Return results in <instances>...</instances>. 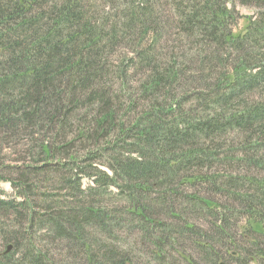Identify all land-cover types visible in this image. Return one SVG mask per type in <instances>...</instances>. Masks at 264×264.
Listing matches in <instances>:
<instances>
[{
	"label": "trees",
	"instance_id": "1",
	"mask_svg": "<svg viewBox=\"0 0 264 264\" xmlns=\"http://www.w3.org/2000/svg\"><path fill=\"white\" fill-rule=\"evenodd\" d=\"M6 151L0 264H137L115 227L150 239V264L189 243L221 264L225 242L264 261V0H0Z\"/></svg>",
	"mask_w": 264,
	"mask_h": 264
},
{
	"label": "rangeland",
	"instance_id": "2",
	"mask_svg": "<svg viewBox=\"0 0 264 264\" xmlns=\"http://www.w3.org/2000/svg\"><path fill=\"white\" fill-rule=\"evenodd\" d=\"M232 9L233 7L231 6V4L229 5ZM167 9V8H166ZM236 14H237V20L238 23H240L239 28H241L242 26L244 27L246 24V21L250 18L253 19V21L255 20V13L247 8H242V7H237L236 8ZM174 13H172L173 16ZM234 31L236 30V27H233ZM173 36V35H172ZM175 37V36H174ZM7 151H9L8 149H6ZM4 152L2 154V156L0 157V160L6 164H16V157L10 156L8 153ZM97 168L100 171L109 173V175H111L110 171L107 169L108 167H106L105 165H102L101 163L96 164ZM0 178L2 177H8L10 178V176L4 174L1 170H0ZM84 179H81L82 182H84V185H90L91 182V178L87 175H83L80 176ZM93 179V178H92ZM111 191L115 190V188H110ZM189 191V189H188ZM188 193L189 192H185ZM192 193V192H191ZM117 194V193H116ZM15 196V192L13 187L11 186V184L9 183V180H1L0 179V197L2 198H14ZM152 198H156L155 195L151 196ZM104 205L113 212H116V216H122L124 214V210L123 207L127 204V200H122L118 197H116L114 195V197H106L103 200ZM126 220H128L127 218H125ZM169 223V222H168ZM175 223V221H171L169 224ZM200 223L205 224V229L208 230L209 225H208V221L207 219H204L203 217H200ZM243 223H241L238 227H241ZM113 232V237L115 238L116 241L114 240H110V243L112 244V249H116L120 251H124L125 253H128L130 255V257L133 259V261H135L137 264H150L148 262V258L151 252H153L155 250V247L150 244V239L148 240L144 233L140 230V229H135V231L129 232L126 231L125 229L123 230L122 228H117L115 227ZM155 231V230H154ZM240 233V240H243V233ZM103 237V236H102ZM157 234H152V238H156ZM111 238V239H112ZM211 243L213 245H215L216 247H220L217 243L218 239L217 237L211 235ZM106 239H109L108 237H103L102 240H105L106 242H108ZM182 242V240H181ZM0 248L3 249V246H1L0 244ZM230 249H234L233 245H230L228 242H225V244L223 246L220 247V251H222L221 255H220V263H225V264H239V261L233 260L230 258V254H229V250ZM167 252L169 254V262L170 264H191L192 261L189 260V258L192 259H196V260H201V252L193 245H191L190 243L187 245H183L181 244L179 247H177V250H170L168 248H166ZM181 250V251H180ZM180 251V252H178ZM236 251V250H234ZM50 259H52L53 257H55V262L57 264V262H60L64 259L67 258L68 254H65L64 252L61 251H50ZM182 254V255H181ZM63 255H66V258ZM188 259V260H187ZM66 262H64L63 264H68L67 259L64 260ZM219 262V261H218ZM202 264H206L204 262H202ZM249 264V263H248ZM256 264V263H255ZM258 264H264V261L259 262Z\"/></svg>",
	"mask_w": 264,
	"mask_h": 264
}]
</instances>
